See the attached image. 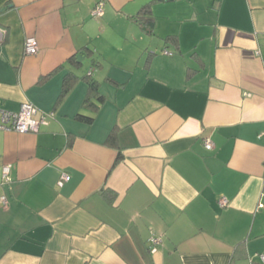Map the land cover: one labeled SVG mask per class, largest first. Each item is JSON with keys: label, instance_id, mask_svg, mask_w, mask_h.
Here are the masks:
<instances>
[{"label": "crops", "instance_id": "obj_1", "mask_svg": "<svg viewBox=\"0 0 264 264\" xmlns=\"http://www.w3.org/2000/svg\"><path fill=\"white\" fill-rule=\"evenodd\" d=\"M0 26V109L53 113L0 129V264H264V0H0Z\"/></svg>", "mask_w": 264, "mask_h": 264}, {"label": "built area", "instance_id": "obj_2", "mask_svg": "<svg viewBox=\"0 0 264 264\" xmlns=\"http://www.w3.org/2000/svg\"><path fill=\"white\" fill-rule=\"evenodd\" d=\"M103 2H97L91 9V16L98 18L103 15ZM6 34V30L0 26V42L3 40ZM23 51L26 55L36 54L38 51L37 41L34 36H27L23 42ZM165 53H169L167 50H164ZM90 74V71L89 73ZM36 107L30 102L22 103L19 111L10 112L3 109H0V129L1 130H10L17 133H26V132H36L38 131L41 125L47 124V119L53 117V113H41L37 117ZM204 145L207 149H211L213 144L209 139H205ZM9 171L10 166L5 164L2 166L1 177L3 181H9ZM69 179V174L66 172L61 174L59 185H62L64 181ZM5 203L4 197L1 199ZM222 204H226V199L221 200ZM160 236L152 233L150 241L152 243L151 251L155 249V246L160 242Z\"/></svg>", "mask_w": 264, "mask_h": 264}, {"label": "trees", "instance_id": "obj_3", "mask_svg": "<svg viewBox=\"0 0 264 264\" xmlns=\"http://www.w3.org/2000/svg\"><path fill=\"white\" fill-rule=\"evenodd\" d=\"M147 14H149V7L148 6H144L140 13L138 14V18L143 20L144 23L146 24V26H151L152 25V18L147 16ZM86 80H87V83H88V87H89V92L91 91H96L97 90V87H96V83L92 80L91 78V75L90 74H87L86 75ZM68 85H64V89L63 90H67V87ZM150 245L148 246V250L151 251V248L152 246V243L151 241H149ZM157 246V245H156ZM254 264H263V263H254Z\"/></svg>", "mask_w": 264, "mask_h": 264}, {"label": "water", "instance_id": "obj_4", "mask_svg": "<svg viewBox=\"0 0 264 264\" xmlns=\"http://www.w3.org/2000/svg\"><path fill=\"white\" fill-rule=\"evenodd\" d=\"M85 53L83 51H80L76 54L77 61H80L81 59H84Z\"/></svg>", "mask_w": 264, "mask_h": 264}]
</instances>
